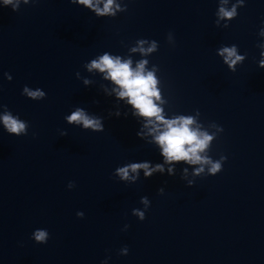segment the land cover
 <instances>
[{
    "label": "water",
    "instance_id": "obj_1",
    "mask_svg": "<svg viewBox=\"0 0 264 264\" xmlns=\"http://www.w3.org/2000/svg\"><path fill=\"white\" fill-rule=\"evenodd\" d=\"M105 2L0 0V117L26 124L0 120V264H264V0ZM105 54L145 62L163 120L211 136L198 155L217 173L165 160L162 122L89 70ZM77 109L102 130L69 123ZM144 163L163 170L117 172Z\"/></svg>",
    "mask_w": 264,
    "mask_h": 264
},
{
    "label": "clouds",
    "instance_id": "obj_2",
    "mask_svg": "<svg viewBox=\"0 0 264 264\" xmlns=\"http://www.w3.org/2000/svg\"><path fill=\"white\" fill-rule=\"evenodd\" d=\"M79 3L94 7L92 0H78ZM4 5L11 4L13 9L18 8L19 0L16 3L13 0H3ZM24 3H28V0H24ZM113 0H106L104 7L96 8L98 14L112 12L111 5ZM220 15L225 17H231L234 15V9L232 11H226L220 9ZM154 47V45H153ZM151 49H149L150 51ZM221 55H224L225 62L231 67L240 60L241 57L236 56L234 48H224L221 50ZM144 61L137 65L136 70H132L129 67L130 61L121 62L119 57H111L107 54L99 58V60H93L88 65L89 70L95 68L101 72H106L108 78L113 80L120 87V91L117 93L120 97H128L129 103H131L137 110L139 115L147 118L155 117L156 121H161L164 130L155 137L156 141L162 146V154L166 161L173 160H187L192 163L204 162L210 163L211 167L209 172L215 174L221 169L220 162H211L207 158H202L198 155L199 151H203L211 140V136L205 133H198L194 129H190L189 125L193 123L191 117H178L177 119L164 121L160 115L161 109L153 102V98L159 99V94L156 91V79L151 72L146 75L143 74ZM24 91L31 97H42L44 94L36 91L31 92L27 88ZM3 124L9 133H15L17 135L26 131L25 122L14 118L10 114H5L0 117ZM69 123L82 124L84 128H91L93 130H102V124L99 119L90 118L81 109H77L70 116L67 117ZM148 123L152 124L151 119ZM154 125L150 131H155ZM66 134V133H62ZM138 168L145 169V175H150L154 170H163L161 165H156L155 169H150L147 163L144 164H132L124 168L117 169V172L121 179L129 178V170L135 172ZM171 171V170H170ZM200 171V170H198ZM141 219L144 218L143 213H137ZM32 237L34 241L38 243H46L49 237L47 230H36L33 232Z\"/></svg>",
    "mask_w": 264,
    "mask_h": 264
}]
</instances>
